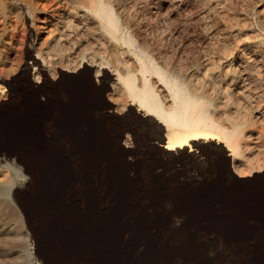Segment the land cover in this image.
<instances>
[{
	"label": "rangeland",
	"instance_id": "obj_1",
	"mask_svg": "<svg viewBox=\"0 0 264 264\" xmlns=\"http://www.w3.org/2000/svg\"><path fill=\"white\" fill-rule=\"evenodd\" d=\"M93 1L0 0V264H88L114 234L119 264H264V0H105L116 37ZM140 56L197 87L240 154L219 134L168 152L119 80L141 83ZM75 222L108 229L98 255L61 243Z\"/></svg>",
	"mask_w": 264,
	"mask_h": 264
},
{
	"label": "bare ground",
	"instance_id": "obj_2",
	"mask_svg": "<svg viewBox=\"0 0 264 264\" xmlns=\"http://www.w3.org/2000/svg\"><path fill=\"white\" fill-rule=\"evenodd\" d=\"M89 9L99 18L101 29L104 30L105 32L111 34L112 36H115L116 34L118 35V33H120L123 30L124 24L122 26V24L119 22L117 18L116 12H114L107 5L105 0H94L90 5ZM121 39L125 43H127L129 47H133L135 45L134 41L131 38L122 37ZM140 62H141L140 64L141 83L137 82L136 75L131 71H127L125 74L119 75V80L123 83L124 89L128 92L129 96L131 97L132 99L131 104L134 103L138 105L139 109L144 110L143 111L144 115H150L152 116V118H154V121L156 122V126H154L156 133L158 132V135L160 136L161 135L160 131H162L163 129L166 130V132L168 133V137H167L168 140L166 141L165 149L168 152L174 150L184 151L185 148L184 146L188 145L189 147L188 153L191 156H194V152L192 151H194L196 148H201L202 150H204L205 147L203 146V143L206 142V140L216 139V143H219L218 137L216 136L217 134H219L224 139L225 143H227L230 146H233L235 155L240 154V147H239L240 145L235 140L236 128H232V129L227 128L219 124L214 119V117L212 116V114L209 112L208 109L209 100H207L203 96L202 92L197 87L192 86V84L187 82L181 75L175 73V70H171L168 67H164L163 65H160L156 61V59L151 56H149L148 58L146 57L144 58L140 56ZM35 63L39 64L38 67L41 69V71L44 72L43 74L48 73L46 72L47 69L44 68L37 60H35ZM54 68H58L56 67V64ZM152 76L156 77V81L155 80L154 82L151 81ZM193 79H191L192 82ZM157 82L161 84L162 88L160 87L159 89L158 87H156L155 83ZM124 107L125 109L127 108L125 105ZM230 118L232 117L230 116ZM138 131L139 132L145 131V124L141 128H139ZM255 167H257V169L261 168V166H257V164L252 168L256 169ZM23 182L24 181H22L21 184ZM91 223L92 222L90 223L84 222L82 224V222L81 223L75 222L73 224H70L69 226L67 225L68 227L63 229V232H66V236L62 240L64 242L61 243L64 244L66 240L67 242H69L66 244L70 245V247L81 244L82 246L88 245L94 250V252H96L95 254L98 255L99 253L98 250L99 248H101V246L104 243L99 242L97 240H101V239L104 240L103 236L107 234L108 229L97 226L98 223L96 225H92ZM109 229H111V227ZM111 235L113 236V234ZM114 240H115V234H114ZM114 240L111 237L109 241H106L107 247H105L106 249L103 248L104 251L102 254L100 253L101 255L99 256L102 258L97 260L96 257L91 256L90 258L91 261H89L88 264H93V261L95 260H96V264H119L120 260H118L117 257H114V253H113L114 248L112 246L116 245L117 239L115 240V242ZM107 242H109L111 246L108 245ZM110 247L111 249L112 248L113 249L108 250L107 248ZM24 256L25 258L22 264H39V259L37 257L38 255H36L32 251V249H29L26 255ZM86 258L87 256H85V259Z\"/></svg>",
	"mask_w": 264,
	"mask_h": 264
}]
</instances>
